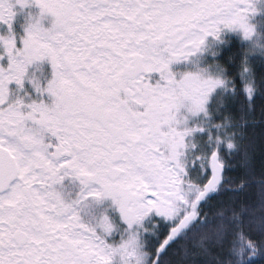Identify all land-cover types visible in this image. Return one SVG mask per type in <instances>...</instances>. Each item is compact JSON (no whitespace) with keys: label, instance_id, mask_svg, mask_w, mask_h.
I'll use <instances>...</instances> for the list:
<instances>
[{"label":"snow or ice","instance_id":"1","mask_svg":"<svg viewBox=\"0 0 264 264\" xmlns=\"http://www.w3.org/2000/svg\"><path fill=\"white\" fill-rule=\"evenodd\" d=\"M0 264H264V0H0Z\"/></svg>","mask_w":264,"mask_h":264}]
</instances>
